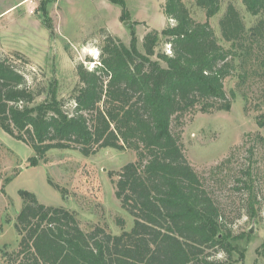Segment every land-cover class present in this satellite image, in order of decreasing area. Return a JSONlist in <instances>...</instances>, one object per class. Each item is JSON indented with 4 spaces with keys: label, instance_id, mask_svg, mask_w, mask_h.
Instances as JSON below:
<instances>
[{
    "label": "trees",
    "instance_id": "trees-1",
    "mask_svg": "<svg viewBox=\"0 0 264 264\" xmlns=\"http://www.w3.org/2000/svg\"><path fill=\"white\" fill-rule=\"evenodd\" d=\"M192 1L208 18L225 5L221 39L186 0H165L171 22L144 35V52L134 33L127 45L103 29L98 57L88 59L92 66L76 64L77 81L64 95L24 53L0 49V126L34 149L30 166L46 162L51 149L137 153L115 180V195L134 218L131 230L118 217L119 234L100 225L85 231L69 208L21 190V239L8 264H234L236 254L245 257L248 232L235 224L264 212V134H245L202 173L182 133L188 115L229 110L237 93L264 128V0H241L255 17L250 27L234 0ZM162 36L170 52L156 50ZM228 78L236 80L230 92Z\"/></svg>",
    "mask_w": 264,
    "mask_h": 264
},
{
    "label": "rangeland",
    "instance_id": "rangeland-1",
    "mask_svg": "<svg viewBox=\"0 0 264 264\" xmlns=\"http://www.w3.org/2000/svg\"><path fill=\"white\" fill-rule=\"evenodd\" d=\"M124 2L125 7L110 0H0V49L24 53L58 81L60 94H67L77 81L76 64L85 61L92 66L88 59L98 57L96 46L103 42V29L127 45L134 33L138 49L144 52V35L151 29L162 32L171 22L164 13L165 0ZM234 2L250 27L255 17L241 0ZM186 3L193 17L210 22L221 39L219 19L225 5L208 18L192 0ZM161 40L156 50L170 52L163 36ZM235 84L234 78H228L227 91L234 89ZM255 115L245 111L240 93L229 110L188 115L182 144L190 162L203 173L240 145L245 134H264ZM33 155L30 145L0 126V264H8L6 254L16 251L20 244L15 223L23 205L21 190L35 193L44 204L69 208L85 231L100 225L119 234L123 229L117 224L118 217L125 219L124 229L131 230L134 218L116 197L115 180L124 165L136 161L134 150L107 147L86 156L73 149H51L46 162L30 166L28 160ZM236 223V230L245 227L248 233L242 240L245 257L236 254L234 264H264V212L259 219L242 217Z\"/></svg>",
    "mask_w": 264,
    "mask_h": 264
}]
</instances>
